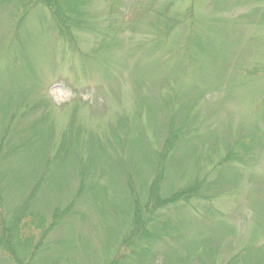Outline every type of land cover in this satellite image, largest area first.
I'll list each match as a JSON object with an SVG mask.
<instances>
[{
  "label": "rangeland",
  "instance_id": "1",
  "mask_svg": "<svg viewBox=\"0 0 264 264\" xmlns=\"http://www.w3.org/2000/svg\"><path fill=\"white\" fill-rule=\"evenodd\" d=\"M0 264H264V0H0Z\"/></svg>",
  "mask_w": 264,
  "mask_h": 264
}]
</instances>
